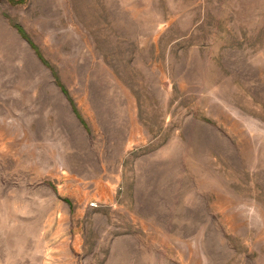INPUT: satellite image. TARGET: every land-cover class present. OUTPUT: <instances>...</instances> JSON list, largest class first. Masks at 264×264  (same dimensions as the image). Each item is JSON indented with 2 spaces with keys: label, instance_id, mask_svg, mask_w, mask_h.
Listing matches in <instances>:
<instances>
[{
  "label": "rangeland",
  "instance_id": "374dc122",
  "mask_svg": "<svg viewBox=\"0 0 264 264\" xmlns=\"http://www.w3.org/2000/svg\"><path fill=\"white\" fill-rule=\"evenodd\" d=\"M18 1L0 264H264V0Z\"/></svg>",
  "mask_w": 264,
  "mask_h": 264
},
{
  "label": "trees",
  "instance_id": "16d2710c",
  "mask_svg": "<svg viewBox=\"0 0 264 264\" xmlns=\"http://www.w3.org/2000/svg\"><path fill=\"white\" fill-rule=\"evenodd\" d=\"M12 2H19L18 0H11ZM16 29L18 30V32L29 41L30 45L37 51V47L36 45L29 39V37L26 35V33L24 32V29L18 25H16ZM39 57H41L40 53L37 51ZM41 59L44 61V63H46V61L41 57ZM55 75V74H54ZM56 77V76H55Z\"/></svg>",
  "mask_w": 264,
  "mask_h": 264
}]
</instances>
